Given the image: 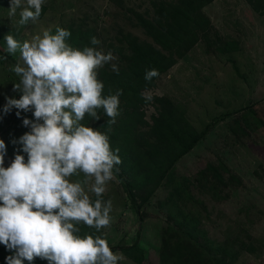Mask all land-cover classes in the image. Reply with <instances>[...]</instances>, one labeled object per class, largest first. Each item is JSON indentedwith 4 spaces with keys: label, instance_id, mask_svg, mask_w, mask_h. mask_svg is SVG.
Here are the masks:
<instances>
[{
    "label": "rangeland",
    "instance_id": "obj_1",
    "mask_svg": "<svg viewBox=\"0 0 264 264\" xmlns=\"http://www.w3.org/2000/svg\"><path fill=\"white\" fill-rule=\"evenodd\" d=\"M178 2L45 0L46 11L38 21L19 25L20 9L15 16H9L10 0H0V49L7 53L4 37L9 33L23 42L31 41L44 30L55 34L56 28L61 27L70 31L71 36L81 30L101 42L96 46L91 42L89 46L84 42L77 45L70 36L66 43L71 47L111 51L115 63L118 56L110 46H119L121 35L129 32L140 42H151L139 27V17L154 22L158 18L156 13L161 14L162 9ZM200 12L209 23L208 41L212 44L231 41L236 51L221 54L199 41L155 81V88L147 96L166 97L197 132H205L204 139L174 170L176 181L185 183L184 179H189L186 186L193 196L188 202H178L179 208L185 214L191 212L202 217L201 227L209 238L229 244L236 252L234 264H264V0H210ZM18 62V54L0 56V139L7 145L5 167L18 147L12 141L30 131L23 126V119H34L30 112L17 117L18 110L14 108L8 114L3 112L7 97L20 98V93L13 91L19 77L11 71ZM146 109L147 116L154 111L152 106ZM208 165L216 171H205L209 178L201 179L203 176L197 173ZM215 172L220 180L212 178ZM82 179V175L71 178L73 182ZM162 187L136 212L129 201L125 181L114 174L103 196L105 201H112L110 226L99 233L90 228L93 236L102 235L115 248L139 242L146 251L147 264H156L161 230L169 223L158 205L167 194ZM146 189L136 193L140 195ZM143 212L153 217L140 220ZM78 227L80 236L91 234L86 230L89 227L83 224ZM248 244L252 245L251 252L246 248ZM114 253L123 257L118 264H137L121 251Z\"/></svg>",
    "mask_w": 264,
    "mask_h": 264
},
{
    "label": "clouds",
    "instance_id": "obj_2",
    "mask_svg": "<svg viewBox=\"0 0 264 264\" xmlns=\"http://www.w3.org/2000/svg\"><path fill=\"white\" fill-rule=\"evenodd\" d=\"M44 2L10 0L9 16L20 9L19 25L35 23ZM70 36L57 27L55 34L44 30L31 41H18L10 33L4 37L7 53L19 57L11 71L19 77L13 91L20 98L7 97L3 112L14 108L17 117L30 112L34 118L23 119L30 131L12 141L18 147L7 167V145L0 139V244L12 253L6 264H35L37 259L118 264L123 259L102 235L78 234V225L99 233L112 219V201L103 196L121 163L119 149L113 152L106 134L81 122L86 114L98 122L101 109L110 123L116 122L122 92L104 96L98 69L111 64L119 74V68L111 51L73 48L66 43ZM100 43L91 38V45ZM158 75L149 69L144 79L150 83ZM81 175L82 180H71Z\"/></svg>",
    "mask_w": 264,
    "mask_h": 264
},
{
    "label": "trees",
    "instance_id": "obj_3",
    "mask_svg": "<svg viewBox=\"0 0 264 264\" xmlns=\"http://www.w3.org/2000/svg\"><path fill=\"white\" fill-rule=\"evenodd\" d=\"M209 2L179 0L175 6L162 9L161 14L156 13L158 18L154 22L139 17V27L151 42H140L129 32L121 35L120 45L110 46L118 56L114 64L118 66L119 74L112 71L110 64L98 69V79L104 84V96L122 92L116 122L110 123V118L102 109L98 110V122L87 114L81 122L106 134L113 152L119 149L121 163L113 171L125 181L129 201L136 212L150 202L159 188H166L167 194L158 205L170 224L167 223L161 230L156 264H234L237 261L236 252L230 249L226 241L218 242L208 237L201 227L202 217L191 212L185 214L178 206V202H188L193 196L188 191L189 186H186L189 179L185 178V183L176 181L174 170L179 161L204 139L205 132H197L166 97L152 95L151 100L146 99L147 94L155 88V81L174 67L199 41L221 54L236 51L235 43L231 41L218 44L208 41L209 23L200 11ZM45 11L46 7L42 6L40 18ZM74 34L71 36L74 44L84 42L89 46L92 38L89 33L79 30ZM0 56L9 57L1 49ZM149 69H156L159 73L150 83L144 79L145 71ZM148 106L154 108L149 116ZM223 117L217 120L221 121ZM212 170L216 171L208 165L197 174L206 180L209 177L205 171ZM213 177L221 179L218 172L212 174ZM196 182L200 184L198 180ZM146 187L145 192L140 195L136 193ZM92 199L95 200V196ZM150 216L153 217L143 212L139 217L144 220ZM89 229L86 230L93 235V230ZM248 245L246 248L251 252L252 245ZM111 248L113 252L121 251L137 264L149 262L139 242ZM11 254L0 244V264H6V258ZM25 264L28 262L25 261ZM35 264H46V261L37 259Z\"/></svg>",
    "mask_w": 264,
    "mask_h": 264
}]
</instances>
